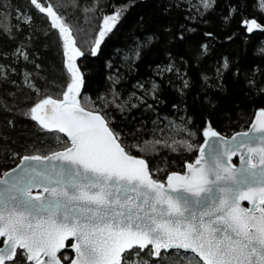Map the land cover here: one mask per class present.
Here are the masks:
<instances>
[{
    "label": "trees",
    "instance_id": "16d2710c",
    "mask_svg": "<svg viewBox=\"0 0 264 264\" xmlns=\"http://www.w3.org/2000/svg\"><path fill=\"white\" fill-rule=\"evenodd\" d=\"M188 1L38 0L65 19L84 53L81 105L100 111L127 151L145 158L163 181L198 157L205 128L232 135L264 109L261 0H213L206 10ZM117 11L119 21L93 54L104 16ZM253 19L262 27L249 32L245 22ZM64 53L50 16L30 0H0V175L24 155L70 144L30 112L67 90ZM147 253L141 255L151 264H193L183 250ZM71 256L67 249L63 259ZM15 264H25L20 251Z\"/></svg>",
    "mask_w": 264,
    "mask_h": 264
},
{
    "label": "snow or ice",
    "instance_id": "6c2138e0",
    "mask_svg": "<svg viewBox=\"0 0 264 264\" xmlns=\"http://www.w3.org/2000/svg\"><path fill=\"white\" fill-rule=\"evenodd\" d=\"M30 2L62 34L71 73L63 98L42 99L31 118L65 133L71 146L48 157H24L60 163L0 181L8 184L0 190V264H15L18 249L25 264H62L57 253L69 239L75 256L67 264H151L141 255L145 249L157 258L162 250H183L196 264H264V109L250 132L238 134V141L233 136L231 149L214 146L205 159L201 148L187 174L173 172L165 186L153 179L145 159L126 151L105 116L80 105L84 78L74 60L84 53L52 6ZM119 19V12L105 18L93 54ZM245 23L249 32L262 27L256 20ZM204 135L219 133L209 128ZM240 150L246 155L236 168L230 161ZM33 188L46 195H33Z\"/></svg>",
    "mask_w": 264,
    "mask_h": 264
},
{
    "label": "water",
    "instance_id": "95a60500",
    "mask_svg": "<svg viewBox=\"0 0 264 264\" xmlns=\"http://www.w3.org/2000/svg\"><path fill=\"white\" fill-rule=\"evenodd\" d=\"M69 27V26H68ZM69 29H70V27H69ZM70 32H71V36H72V39H74L75 40V37H74V35H73V30H71L70 29ZM75 42H76V40H75ZM76 47H78L77 46V42H76ZM79 48V47H78ZM65 65L67 66V56H66V50H65ZM81 57L82 56H79V57H76L75 58V60H74V63H75V65L79 68V65H78V60L79 59H81ZM68 69V68H67ZM79 70H80V68H79ZM80 73H81V70H80ZM69 74H70V76H71V73L69 72ZM82 74V73H81ZM83 78H84V76H83ZM82 93H83V87L80 89V92H79V96L77 97V99L79 100V102H80V105H81V96H82ZM52 99H55V98H53V97H51ZM63 98V96L60 98V99H62ZM41 101V100H40ZM39 101V102H40ZM82 106V105H81ZM83 107V106H82ZM84 109H85V111H92V112H96V113H98V114H100V115H103L100 111H93V110H90V109H88V108H86V107H83ZM261 109H259V110H257V112L255 113V117H254V119H253V121L251 122V124L248 126V128L246 129V130H241V131H236L234 134H232V135H226V134H222V133H220L217 129H215V128H212V127H207V128H205V131H204V133L209 129V128H211L212 130H214V131H216V132H218L219 133V136L218 137H208V136H205L204 135V138H203V142H202V144H201V147H200V149L201 148H203L204 149V152H205V159H208L209 158V156H210V154L212 153V151H213V148H214V146H218L220 149H224V148H229V149H231L232 148V146H233V144L234 143H236V142H234L233 140H232V138H233V136H237V141L239 140V136H238V134H240V133H243V132H250L251 131V125L254 123V121H255V119H256V116L258 115V113H259V111H260ZM104 116V115H103ZM106 119V118H105ZM36 121V120H35ZM37 123H39L38 121H36ZM109 127L111 128V126H110V124H109ZM112 129V128H111ZM50 131V130H49ZM52 131H57V130H52ZM59 132V131H58ZM60 133V132H59ZM61 134H63V135H65L66 136V134L65 133H61ZM68 138V137H67ZM69 139V141H70V138H68ZM122 143V142H121ZM71 146V142H70V144L68 145V147H70ZM122 146H124L125 147V145L124 144H122ZM68 147H66V148H68ZM66 148H62L61 150H57V151H53V152H51L50 154H48V155H42V154H39L38 156H41V157H48V156H51V155H53V153H55V152H63V151H65L66 150ZM125 149H126V147H125ZM200 149H199V155H198V157L194 160V161H190V162H187L186 163V166H185V169H184V171H179V172H176V173H179V174H181V175H185V174H187V172H188V169H187V165L188 164H195V161L197 160V159H199L200 158ZM126 151H127V149H126ZM131 155H133V156H136V157H138V158H143V157H141V156H139V155H136V154H134V153H130ZM246 155V153H244L243 152V150H240V151H237V154L236 155H234V156H232L231 157V161H230V163H231V165H233V166H235L236 168H240V167H242L243 165H242V162H241V155ZM30 156H34V155H31V154H28V155H24V156H22L21 157V159H20V161L17 163V165H15L14 167H12V168H9V169H7V170H5V172L2 174V175H0V181H5V180H7V181H9V182H14L16 179H17V177H21V176H25V172L23 171V169H25V168H28L29 170L31 169V168H33V167H35V168H44V167H47L50 163H56V164H59L60 163V161H52V162H49L48 160H41V161H33V160H28V161H26V160H24L23 158L24 157H30ZM143 159H145V158H143ZM225 159H227V158H225ZM146 160V159H145ZM147 161V160H146ZM149 169H150V166H149ZM173 172H171V173H169L168 175H167V177L170 175V174H172ZM153 177V176H152ZM153 179H155L154 177H153ZM155 180H157L159 183H163V184H165V186H167V179L166 180H158V179H155ZM6 187H8V184H0V190H2V189H5ZM32 192H33V195H39V194H43V195H46V194H44L43 193V190L41 189V188H33V190H32ZM242 203V206H244V207H251V205L247 202V201H242L241 202ZM68 241H72L71 239H69ZM68 241H66V247L64 248V249H61V251L59 252V253H57V255L58 256H60V253L62 252V251H64L65 249H70V250H73V252H74V254H73V256H72V258L75 256V251H74V249L71 247V244L70 245H67V242ZM0 246H3L2 245V243H0ZM163 251V250H162ZM169 251H171V250H168V252ZM155 257V256H154ZM71 258V259H72ZM61 261H62V264H67L66 262H64L62 259H61Z\"/></svg>",
    "mask_w": 264,
    "mask_h": 264
},
{
    "label": "rangeland",
    "instance_id": "374dc122",
    "mask_svg": "<svg viewBox=\"0 0 264 264\" xmlns=\"http://www.w3.org/2000/svg\"><path fill=\"white\" fill-rule=\"evenodd\" d=\"M188 2H190V4H192V6H199L202 10H206V8H208V7H210L213 3H214V1L213 0H189ZM46 7H48V6H46ZM117 12H119V11H117ZM117 12H114V14H112V15H115ZM112 15H106V16H104L105 18L106 17H109V16H112ZM105 18H104V20H105ZM50 19L52 20V18L50 17ZM61 19H62V21L66 24V25H68L67 24V22L65 21V19H63L62 17H61ZM104 20H103V23H102V27H101V30H103V28H104ZM254 20V19H253ZM251 21V20H250ZM258 23V22H257ZM165 138H169V136L168 135H166V137ZM184 257V256H183ZM196 259H198V257L196 258ZM188 261H190L191 263H195L196 264V262H195V259H192V260H188Z\"/></svg>",
    "mask_w": 264,
    "mask_h": 264
},
{
    "label": "flooded vegetation",
    "instance_id": "af4514ba",
    "mask_svg": "<svg viewBox=\"0 0 264 264\" xmlns=\"http://www.w3.org/2000/svg\"><path fill=\"white\" fill-rule=\"evenodd\" d=\"M71 243H72V241H68V242H67V245H70ZM68 250H70V249H68ZM19 251H20V250L18 249V250H17V254H18ZM65 251H67V249H65L64 251H62V252L60 253V257H61V259H62L64 262L67 263V261L70 260V259L72 258V256H71L67 261H66L65 259H63V254H64ZM72 251H73V250H72ZM73 253H74V252H73Z\"/></svg>",
    "mask_w": 264,
    "mask_h": 264
}]
</instances>
